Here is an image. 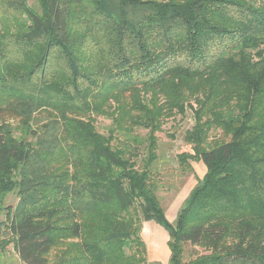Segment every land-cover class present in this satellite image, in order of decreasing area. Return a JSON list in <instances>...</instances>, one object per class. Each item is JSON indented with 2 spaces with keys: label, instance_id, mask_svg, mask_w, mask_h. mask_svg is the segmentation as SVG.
I'll use <instances>...</instances> for the list:
<instances>
[{
  "label": "trees",
  "instance_id": "obj_1",
  "mask_svg": "<svg viewBox=\"0 0 264 264\" xmlns=\"http://www.w3.org/2000/svg\"><path fill=\"white\" fill-rule=\"evenodd\" d=\"M188 110L178 159L207 171L170 222L157 134ZM3 112L0 259L158 264L154 222L169 264H264V0H0Z\"/></svg>",
  "mask_w": 264,
  "mask_h": 264
},
{
  "label": "rangeland",
  "instance_id": "obj_2",
  "mask_svg": "<svg viewBox=\"0 0 264 264\" xmlns=\"http://www.w3.org/2000/svg\"><path fill=\"white\" fill-rule=\"evenodd\" d=\"M30 4H33L31 1ZM44 121L41 119L40 121ZM0 124H10L18 126L20 117L11 112H3L0 116ZM113 122L109 118L97 117L96 127L102 134L108 135V131L112 128ZM195 124L194 116L190 110L185 115H175L166 118L162 127V131L157 134L159 138V185L158 197L162 207L165 210L166 217L170 222H174L181 209L184 201L197 185L198 181L203 179L206 174V166L203 162H192L193 170L191 172H183L179 162V155L185 152H191V146L184 141V135ZM147 134L144 130H137L135 135L138 139H145ZM212 136L223 138L221 131L213 132ZM123 139V138H121ZM19 197L11 194L6 198L5 206L16 207ZM0 221H5V215L0 214ZM142 238L147 247L148 260L150 263L169 264L170 250L168 247V234L154 222L143 224ZM202 252L200 248L195 249ZM191 254L193 250H188ZM58 252L53 251L50 255V262H55L58 258ZM0 264H24L18 254L10 245L0 259Z\"/></svg>",
  "mask_w": 264,
  "mask_h": 264
}]
</instances>
